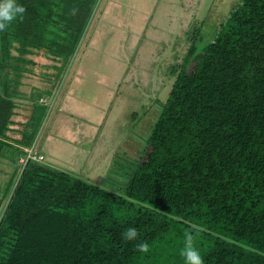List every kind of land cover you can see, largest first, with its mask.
<instances>
[{
	"label": "trees",
	"instance_id": "trees-1",
	"mask_svg": "<svg viewBox=\"0 0 264 264\" xmlns=\"http://www.w3.org/2000/svg\"><path fill=\"white\" fill-rule=\"evenodd\" d=\"M16 2L24 12L0 28V162H13L0 191V264H185L187 232L202 264H264V0H241L203 45L190 39L144 145L117 164V191L43 162L33 104L45 115L50 90L19 88L25 74L43 77L27 55L58 61L56 71L68 62L97 0ZM21 99L31 129L14 136Z\"/></svg>",
	"mask_w": 264,
	"mask_h": 264
},
{
	"label": "rangeland",
	"instance_id": "rangeland-1",
	"mask_svg": "<svg viewBox=\"0 0 264 264\" xmlns=\"http://www.w3.org/2000/svg\"><path fill=\"white\" fill-rule=\"evenodd\" d=\"M240 1L97 0L81 43L60 71L51 66L58 61L27 55L43 77L25 74L19 88L50 90L39 100L50 103L45 115L42 104H33L42 113L33 147L43 162L117 191L123 177L115 173L117 164L144 145L139 136L156 114L155 99L167 96L172 64L181 61L190 39L199 46L212 39ZM29 100H17L14 136L23 125L31 129ZM2 161L0 191L13 164Z\"/></svg>",
	"mask_w": 264,
	"mask_h": 264
},
{
	"label": "clouds",
	"instance_id": "clouds-1",
	"mask_svg": "<svg viewBox=\"0 0 264 264\" xmlns=\"http://www.w3.org/2000/svg\"><path fill=\"white\" fill-rule=\"evenodd\" d=\"M24 12V6L16 0H0V28H4L8 22L17 18ZM122 235L125 239L132 240L137 235V230L133 226L126 227ZM136 248L145 251L148 247L147 243L140 240L136 243ZM180 254L183 257L185 264H202V257L199 250L193 246L192 233H185L184 246L180 249Z\"/></svg>",
	"mask_w": 264,
	"mask_h": 264
},
{
	"label": "built area",
	"instance_id": "built-area-1",
	"mask_svg": "<svg viewBox=\"0 0 264 264\" xmlns=\"http://www.w3.org/2000/svg\"><path fill=\"white\" fill-rule=\"evenodd\" d=\"M38 158H41V155H38Z\"/></svg>",
	"mask_w": 264,
	"mask_h": 264
}]
</instances>
